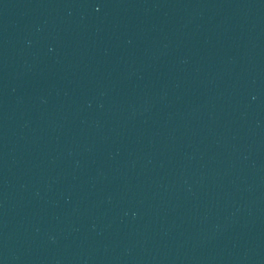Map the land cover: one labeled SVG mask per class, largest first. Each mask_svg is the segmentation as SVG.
Masks as SVG:
<instances>
[{
  "label": "water",
  "instance_id": "95a60500",
  "mask_svg": "<svg viewBox=\"0 0 264 264\" xmlns=\"http://www.w3.org/2000/svg\"><path fill=\"white\" fill-rule=\"evenodd\" d=\"M0 264H264V0H0Z\"/></svg>",
  "mask_w": 264,
  "mask_h": 264
}]
</instances>
